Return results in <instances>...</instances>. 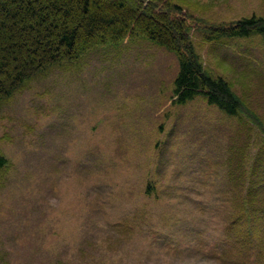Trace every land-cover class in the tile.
Segmentation results:
<instances>
[{
  "label": "rangeland",
  "instance_id": "rangeland-1",
  "mask_svg": "<svg viewBox=\"0 0 264 264\" xmlns=\"http://www.w3.org/2000/svg\"><path fill=\"white\" fill-rule=\"evenodd\" d=\"M173 1L241 110L176 103L177 57L146 41L40 75L0 106V264H222L244 174L264 183V36L208 31L264 0Z\"/></svg>",
  "mask_w": 264,
  "mask_h": 264
},
{
  "label": "trees",
  "instance_id": "trees-1",
  "mask_svg": "<svg viewBox=\"0 0 264 264\" xmlns=\"http://www.w3.org/2000/svg\"><path fill=\"white\" fill-rule=\"evenodd\" d=\"M190 19L173 0H0V106L40 75L70 71L90 55L117 50L128 40L150 42L176 55V103L201 95L237 115L242 101L224 77L205 68ZM208 32V39L218 42L264 36V17H245ZM8 163L0 149V178ZM255 171L243 173L251 183L243 186L244 200L233 206L227 233L215 247L214 257L222 264H264V183L252 184ZM153 191L150 186L148 192Z\"/></svg>",
  "mask_w": 264,
  "mask_h": 264
}]
</instances>
